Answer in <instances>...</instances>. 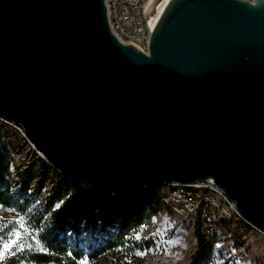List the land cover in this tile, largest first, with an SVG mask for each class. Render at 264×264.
I'll return each instance as SVG.
<instances>
[{
  "label": "water",
  "instance_id": "1",
  "mask_svg": "<svg viewBox=\"0 0 264 264\" xmlns=\"http://www.w3.org/2000/svg\"><path fill=\"white\" fill-rule=\"evenodd\" d=\"M0 0V116L98 191L210 181L264 233V0Z\"/></svg>",
  "mask_w": 264,
  "mask_h": 264
},
{
  "label": "rangeland",
  "instance_id": "2",
  "mask_svg": "<svg viewBox=\"0 0 264 264\" xmlns=\"http://www.w3.org/2000/svg\"><path fill=\"white\" fill-rule=\"evenodd\" d=\"M9 152L12 171V187L18 196L24 199L19 191L22 178L30 181L28 197L30 213L50 216L59 209L73 193V185L64 186L62 196L56 199L48 212V204L57 182L65 178L66 185L71 182L85 187L84 184L64 177L54 167L48 165L40 152L31 146L19 128L0 125ZM31 143V144H30ZM47 171L46 172V169ZM92 189V188H91ZM135 189L133 191H136ZM161 196L166 186L152 188ZM106 199L116 194L105 192ZM103 211L98 225L103 222ZM88 217L83 223L85 241L95 230L88 227ZM21 233L20 244H38V229L30 215L19 214L13 210L0 207V243ZM96 234V233H95ZM123 246L108 250L98 257H88L89 264H190L197 248L196 227L187 224L180 216L171 211L166 203L158 205L157 210L146 217L139 225L132 227L126 235ZM209 251L203 264H264V233L243 224L223 226L218 233L208 238Z\"/></svg>",
  "mask_w": 264,
  "mask_h": 264
},
{
  "label": "trees",
  "instance_id": "3",
  "mask_svg": "<svg viewBox=\"0 0 264 264\" xmlns=\"http://www.w3.org/2000/svg\"><path fill=\"white\" fill-rule=\"evenodd\" d=\"M46 172L47 168L45 169ZM10 152L0 130V207L13 210L19 214L30 215L38 229V244L31 241L23 245L24 250L14 248L5 259V264H77L83 257H98L100 254L123 246L126 235L132 227L139 225L162 203L158 192L152 191L156 186L144 187L136 191L115 193L106 199L103 191L83 188L62 178L54 187L48 204L50 212L53 202L62 196L64 186L73 185V193L59 209L48 216L30 213L28 192L30 181L22 178L19 191L22 199L12 187ZM103 222L98 230V218ZM88 217V227L95 230L88 241L83 235V223ZM197 248L190 264H203L209 251L208 238L196 227ZM71 253V255H68Z\"/></svg>",
  "mask_w": 264,
  "mask_h": 264
},
{
  "label": "built area",
  "instance_id": "4",
  "mask_svg": "<svg viewBox=\"0 0 264 264\" xmlns=\"http://www.w3.org/2000/svg\"><path fill=\"white\" fill-rule=\"evenodd\" d=\"M148 1L109 0L113 30L123 40L137 44L144 49L150 37L145 15ZM0 125L12 126L21 131L20 127L2 116H0ZM165 186L166 191L161 195V201L166 203L171 211L187 224L198 227L207 238L229 224H243L260 231L240 214L235 201L213 182L173 183Z\"/></svg>",
  "mask_w": 264,
  "mask_h": 264
},
{
  "label": "snow or ice",
  "instance_id": "5",
  "mask_svg": "<svg viewBox=\"0 0 264 264\" xmlns=\"http://www.w3.org/2000/svg\"><path fill=\"white\" fill-rule=\"evenodd\" d=\"M21 233L17 231L14 238L9 239L7 243H0V264H5V259L14 248H20L21 251L24 250V246L20 244ZM68 255H71L69 253ZM77 264H89L88 257L83 256Z\"/></svg>",
  "mask_w": 264,
  "mask_h": 264
},
{
  "label": "bare ground",
  "instance_id": "6",
  "mask_svg": "<svg viewBox=\"0 0 264 264\" xmlns=\"http://www.w3.org/2000/svg\"><path fill=\"white\" fill-rule=\"evenodd\" d=\"M26 137V136H25ZM27 138V137H26ZM28 139V138H27ZM31 144V143H30ZM31 146L33 147L34 145L33 144H31ZM33 148H35V147H33ZM41 154V153H40ZM41 156L43 157V155L41 154ZM44 158V157H43ZM83 184H84V186L85 187H88V184L86 183V182H83Z\"/></svg>",
  "mask_w": 264,
  "mask_h": 264
}]
</instances>
